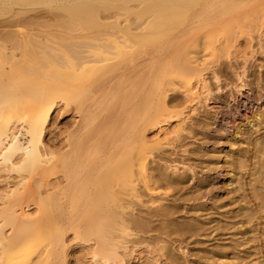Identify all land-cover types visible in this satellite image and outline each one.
Wrapping results in <instances>:
<instances>
[{"label": "bare ground", "instance_id": "1", "mask_svg": "<svg viewBox=\"0 0 264 264\" xmlns=\"http://www.w3.org/2000/svg\"><path fill=\"white\" fill-rule=\"evenodd\" d=\"M39 1L52 9L12 8ZM6 9L0 170L17 182L0 195V264H67L68 235L91 244L92 264L136 259L129 215L163 201L149 161L185 131L239 40L264 44V0H0ZM60 108L79 120L53 150L44 136Z\"/></svg>", "mask_w": 264, "mask_h": 264}, {"label": "rangeland", "instance_id": "2", "mask_svg": "<svg viewBox=\"0 0 264 264\" xmlns=\"http://www.w3.org/2000/svg\"><path fill=\"white\" fill-rule=\"evenodd\" d=\"M12 8L32 15L52 5L39 1ZM8 12L2 11L0 20ZM252 38L239 40L237 59L212 68L209 93L185 131L149 161L150 179L163 201L134 206L129 218L136 259L124 264H264V117L257 118L264 115V44L254 33ZM168 100L183 102L179 93ZM78 120L73 110L60 108L44 143L61 150ZM16 182L13 173L0 170V195ZM67 237V264H92L91 244Z\"/></svg>", "mask_w": 264, "mask_h": 264}]
</instances>
